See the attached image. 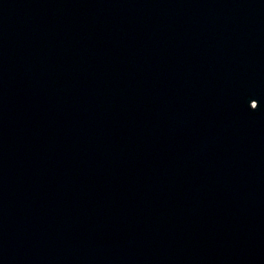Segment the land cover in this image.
I'll return each mask as SVG.
<instances>
[{"label": "water", "instance_id": "water-1", "mask_svg": "<svg viewBox=\"0 0 264 264\" xmlns=\"http://www.w3.org/2000/svg\"><path fill=\"white\" fill-rule=\"evenodd\" d=\"M0 264H264V0H0Z\"/></svg>", "mask_w": 264, "mask_h": 264}, {"label": "snow or ice", "instance_id": "snow-or-ice-1", "mask_svg": "<svg viewBox=\"0 0 264 264\" xmlns=\"http://www.w3.org/2000/svg\"><path fill=\"white\" fill-rule=\"evenodd\" d=\"M259 108V101L257 100L256 107L254 109Z\"/></svg>", "mask_w": 264, "mask_h": 264}]
</instances>
